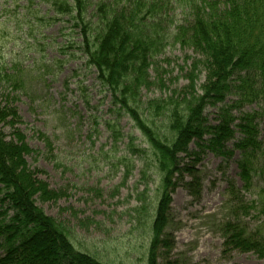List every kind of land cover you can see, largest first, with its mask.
Listing matches in <instances>:
<instances>
[{"label":"rangeland","instance_id":"obj_1","mask_svg":"<svg viewBox=\"0 0 264 264\" xmlns=\"http://www.w3.org/2000/svg\"><path fill=\"white\" fill-rule=\"evenodd\" d=\"M101 2L86 1L87 20L98 13ZM173 2L170 9L182 20ZM27 12L39 19L26 18ZM71 19L56 18L51 5L39 0L32 6L29 0H0V69L22 78L19 84L7 74L0 78V104L15 106L18 117L14 124L0 123V131L7 141L16 139L15 131L22 133L32 149L25 158L27 167L37 172L38 180L64 193L56 201L38 198L37 205L71 229L78 249L108 264H147V235L139 222L145 213L140 217L135 209L142 200L152 214L159 186L151 167L142 173L145 155L134 148L148 151V146L128 113L115 108L95 68L87 66L80 28ZM198 58L192 48L170 42L154 59L167 71L166 86L144 90L143 100L169 95L187 84L186 73ZM155 74L152 69V77ZM204 76L202 71L199 83ZM236 100V94L227 93L225 101L207 108L212 123L222 110L232 112L235 133L226 144L232 155L190 146V151L201 153L200 160L189 166L192 172L182 171L178 177L168 227L173 247L162 251L167 253L160 255L158 264H264L254 251L226 245L228 220L249 231L264 222L258 209L246 213L240 204L248 206L256 199L254 193L264 189V148L255 152L253 188L245 191L239 167L242 152L234 147L242 138L236 124L245 112L256 113L252 124H257L258 140L264 145V95L240 108ZM181 157L183 165L194 159L193 154ZM260 230L264 233V226Z\"/></svg>","mask_w":264,"mask_h":264},{"label":"trees","instance_id":"obj_2","mask_svg":"<svg viewBox=\"0 0 264 264\" xmlns=\"http://www.w3.org/2000/svg\"><path fill=\"white\" fill-rule=\"evenodd\" d=\"M39 1L50 4L56 18L70 15L80 28V48L87 66L95 68L115 108L128 113L144 136L148 151L134 150L145 155L142 173L151 167L159 187L152 214L141 199L135 210L140 217L145 213L139 222L147 235V264H158L160 255L167 253L162 251L173 247L168 227L178 177L182 171L192 172L189 166L200 160L201 153L190 151V146L195 143L232 155L226 149L235 133L232 112L222 110L212 123L207 108L225 101L227 93L236 94L238 108L264 95V0H173L181 9L182 20L175 18L178 13L174 8L170 9L172 0H102L98 13L89 20L87 0ZM29 4L32 6L34 0ZM31 15L27 12L25 17L39 19ZM170 42L192 48L200 58L191 62L187 84L145 102L144 90L166 86L163 74L167 71L154 59ZM202 71L204 81L199 83ZM5 74L15 84L22 82L21 77L0 69L1 79ZM255 118L256 113L245 112L242 122L236 124L242 138L234 147L242 152L239 167L245 191L253 188L255 152L264 148L258 140L257 124H252ZM17 120L15 106L0 104V123L14 124ZM14 137L7 141L0 131V264H108L78 249L71 229L37 205L38 198L56 201L64 193L37 179V172L27 167L25 159L31 147L22 133L15 131ZM182 154H193L194 159L183 165ZM256 193L257 200L248 206L240 204L246 213L256 208L264 214V189ZM234 223L228 220L224 226L226 245L264 258V233L260 230L264 222L250 231L242 223Z\"/></svg>","mask_w":264,"mask_h":264}]
</instances>
